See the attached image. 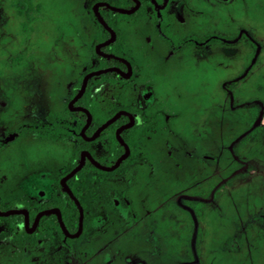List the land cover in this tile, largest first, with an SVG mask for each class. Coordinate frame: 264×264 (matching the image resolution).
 <instances>
[{"label": "flooded vegetation", "instance_id": "1", "mask_svg": "<svg viewBox=\"0 0 264 264\" xmlns=\"http://www.w3.org/2000/svg\"><path fill=\"white\" fill-rule=\"evenodd\" d=\"M109 1L117 2L90 0L87 18L93 25V32L88 64L83 68L72 65L76 68L71 66L68 75L61 73L64 78L60 86L58 80H51L44 92L28 96L39 100L42 115H37L32 105L22 122L8 135L13 138L4 139L1 132L9 124L4 123V113H0V165L7 167L2 176L5 189L0 190L3 198L0 212L24 210L28 217L25 223L23 214L0 216V264H149L152 258L160 260L156 251L160 237L154 230L165 226L171 218H179L185 226L169 227L174 238L181 240L184 246L187 244L185 253L181 252L183 248L177 250L179 260L175 264H202V258L204 264H264V64L258 65L261 72L253 80L256 96L245 102L246 107L231 94L236 78L223 85L227 97L237 103L235 121L239 128L231 141L226 137L222 145L214 146V133L220 130L219 121L223 116L213 115L208 84L214 55L218 56L216 63L220 64L225 58L235 60L238 57L239 62H243L245 57L239 55L242 50L243 53L251 54L250 50H256L262 54L264 0H130L128 7L112 5ZM101 3L131 12H115ZM15 4L17 32H35L34 24L40 19L38 13L46 5L34 0H15ZM95 7L103 20L101 8L124 15L112 20L113 27L104 20L115 34L107 44L104 43L110 39V33L98 22L93 11ZM57 8L61 9L59 22L72 25L76 21L81 29L83 13L70 6L72 18L69 19L68 7L57 4ZM244 18L258 24L252 30L254 40L245 36L241 26ZM4 20L0 7L2 30ZM146 22L157 29L155 34L161 49L151 46L145 50L132 40L131 57L123 56L120 48L125 42V29L134 39L138 37L137 28ZM97 23L108 36L95 42L99 36ZM58 28L55 26L54 30L59 31ZM229 31L235 32L229 36ZM78 33L76 29V36ZM141 38L151 45V39L142 35ZM74 44L71 42L64 49L71 57L78 53ZM225 47L234 49V53L224 54ZM155 55L175 63L173 79L153 64ZM22 58L23 55L9 53L8 65L12 66L13 78L18 83L25 77L34 80L42 61L31 54L32 63L25 66L19 62ZM101 59L109 64L96 68ZM1 66L6 68L4 63ZM26 67H29L28 74L23 73ZM108 68H115L123 75L116 71L92 75L77 97L86 75ZM185 69L204 79L201 103L193 102L195 89L191 87L192 80L186 81L182 75ZM106 88L112 89L108 96L102 94ZM87 89L88 96L85 95ZM16 99L22 97L19 95ZM84 110L90 116L88 124ZM119 112L124 113L90 139L104 122ZM101 118L104 121L94 127ZM43 126H46L44 130ZM117 130L127 153L116 168L98 169L84 157L82 167L65 181L82 210L79 226V210L63 189L61 180L79 164L84 152L104 167L113 166L125 152L117 139ZM104 132L107 135L101 136ZM30 143L37 147L34 151L43 152L45 148L49 151L43 152L48 154L36 160L33 167L27 156L32 148ZM8 148L12 153L9 154ZM12 158L17 160L16 167L9 168ZM87 165L97 171L90 170L84 180L75 179V193L68 181ZM51 166L65 169L56 173V168L48 170ZM27 171L39 182L53 179L50 183L53 190L39 189L36 198L21 191L18 185L27 178ZM246 187L263 199L254 208L256 211L235 222L232 213L228 216L229 202L233 204L232 196L244 192ZM133 188L136 192H132ZM62 191L77 213L72 230L64 223L63 212L57 206H68ZM166 193L171 195L165 198ZM55 209L70 237L61 229L54 212L42 214L36 220L39 213ZM15 215L22 217L21 223L2 220ZM212 215L222 220L220 224L215 223L218 227H214ZM45 217H51L58 228L44 220ZM186 226L190 228L189 236L185 233ZM134 234L142 237L138 245L134 239L130 240ZM122 238L128 248L132 246L130 249L122 251L116 246Z\"/></svg>", "mask_w": 264, "mask_h": 264}, {"label": "rangeland", "instance_id": "2", "mask_svg": "<svg viewBox=\"0 0 264 264\" xmlns=\"http://www.w3.org/2000/svg\"><path fill=\"white\" fill-rule=\"evenodd\" d=\"M34 1H39L42 2L43 4L46 5V8L49 7L50 9L42 8V11L38 13L39 20L34 24L35 32L31 33H18L17 32V22L18 19L15 17L16 15L14 14L15 11V0H0V7L1 10L3 11L5 20H4V27L2 30V27H0V32H3V34L0 35V113H4V123L9 124L8 128L4 129L1 133H4V139L7 138L9 134L12 133L13 129L16 127L17 123L22 122V119L26 116L27 111L29 110V107L33 105L34 107V112L37 115H42L43 112V107L39 103V100H34L33 98H29L28 96H32L36 94L37 96L39 95V92H44V88H48V84L50 83L51 80L53 81H59L57 84H61L62 75L61 73H64L66 75L69 74L68 71H71L72 65H76V67H85L92 55V32H93V25L91 22L88 20L87 15H88V7L90 0H34ZM254 0H251L250 2H253ZM57 4L60 5L61 7H68V11H66L67 16L72 18L70 6L76 7L77 10L80 11V14L83 13V23L81 24V29L79 30V22L74 21L71 24H63L59 22L60 18L59 13L61 12V9L57 8ZM74 13V12H72ZM65 18L62 19V21ZM56 22V23H55ZM241 26L245 30V36L254 40V35L252 33V30L256 27H258V24L256 21L253 22L251 19L244 18L242 20ZM70 25L73 26L70 31ZM59 26V31H55L54 27ZM78 30V34L76 36L75 30ZM138 30V37H134L132 39V35L129 34V31H124V45L120 48V52L122 53L123 56H128L129 58L131 57L129 55L130 53V48L132 46V40H134L135 43H137L142 49H151V46L153 49H161L160 41L156 39V28L153 26L151 22H146V24H143L142 26H139L137 28ZM248 31H251L248 32ZM235 32V31H234ZM234 32L229 31L227 35L231 36V34H234ZM140 33V34H139ZM142 33V34H141ZM44 35H47V37H43ZM141 35L143 37H147L152 40L151 45L148 44L146 41H144V38H141ZM131 39V40H130ZM75 43L73 45V48L78 49V53H74V55L71 57L68 55V53L65 52V47L69 43ZM228 44V43H227ZM226 44V45H227ZM232 45V44H231ZM232 47V46H231ZM41 48H43L41 50ZM61 48H63L61 50ZM235 48V47H234ZM40 49V50H39ZM234 49L232 48H223L224 54L226 53H234ZM250 53H247L245 51L243 53V50L240 52L239 55H242L241 57H245L243 59V62H239V58L237 59H231V58H225L223 62L220 61V64H217L216 62L218 61V56L214 55L212 59V70L210 74V78L208 79V84L209 85V92H210V97L211 101L213 103V115L217 118L218 114L223 116L222 120L219 121V128L218 131L214 133L215 137L214 139L216 140L214 142V146L216 145H222V142H224V139L226 137L229 138L228 142L231 141V138L234 137L233 133L234 131L239 128V126L236 124V113H237V103L235 101H231V98H228L227 95L224 93L223 85L226 84V82L230 79H237L235 80L236 83L233 85V88H231V94L236 96L238 99L243 101L242 107H246L245 102H250L252 101L251 99L255 98V85L256 83L253 81L254 78H256L259 73L261 72V69L258 67L261 66L260 64H264V50L261 53H258V51L255 52L253 50H250ZM9 53H12V55H23L24 58L20 59L19 62L20 64H23L25 66H28L31 61V54H34V57L42 59L41 62H39L40 66L38 67V70L35 75V79L30 81L28 77H25L22 79L21 83L17 82V79L13 78L14 75L11 72L12 71V66L8 65V59H9ZM152 53V51L150 52ZM154 59L153 64L158 65L161 67L162 73H166L167 76H171L173 79V76L176 69L175 63H169L168 61H164L161 59V57L158 56H153ZM3 63L6 65V68H2L1 65ZM254 63V67H252ZM251 66V67H250ZM73 68H76L72 66ZM250 67V68H248ZM68 69V70H65ZM160 69V68H159ZM264 69V68H263ZM26 71L23 72L25 74L29 73V67H26ZM174 71V72H173ZM182 75L186 78V81L192 80L191 81V87H193L192 93L193 97L195 98L193 102L199 101L203 97V93L205 89V82L204 79H200L199 76L196 74V78L194 74L192 75L191 71L184 70L182 71ZM255 77H254V76ZM64 76V75H63ZM20 84V85H19ZM187 84V82H186ZM40 87V88H39ZM112 89L109 90V88H106L104 92L102 93L104 96L110 95ZM113 93H115L113 91ZM116 93L119 94V91L116 89ZM21 96V100H17L16 97ZM201 103V101H199ZM218 106V107H217ZM240 107V106H239ZM241 108V107H240ZM221 110V113H219ZM226 120H227V125H226ZM217 128V127H216ZM228 128V129H227ZM214 129H215V124H214ZM216 130V129H215ZM227 134V136H226ZM11 137L10 139L13 138V135L8 136ZM30 149L31 152L28 153V159L32 163L30 164L32 167L35 166V161L38 160L39 158L45 157L46 154L48 153H43V152H49L48 148L45 150H37L36 146H33ZM9 151L11 150L8 148ZM44 149V148H43ZM218 152L220 151L218 148H214ZM12 153L11 151L9 154ZM8 155V154H7ZM8 158V157H7ZM13 159V158H12ZM12 164H8L9 168H12L14 165V162L17 160H10ZM6 164V163H5ZM25 166L22 164V167ZM30 166V167H31ZM16 167V166H15ZM57 166H51L50 168L48 167V170H53ZM65 168L58 167L56 168V173H60L63 171ZM7 171L6 165H0V190H3V173ZM5 175V174H4ZM36 177L34 174H30V171H27V178L20 183L19 189L21 191L25 192L26 194L30 195L33 194L35 197L36 192L40 189L41 191L47 190L51 191L53 190V187L50 185L52 183L53 179H49L47 182H42V181H36ZM251 186V185H250ZM31 187V188H30ZM255 186H253L254 188ZM255 189V188H254ZM131 191V190H130ZM132 192H136L135 189L133 188ZM0 193V200L3 199L1 197ZM170 194L166 193L165 198H167ZM233 199L230 201L233 203L231 204L229 202V208L227 209L228 211V216L229 214L232 213V219L235 222L242 221L246 217V215L249 213H253L256 211L254 208H256L259 204L261 199H263L262 195L256 193V192H251L248 187H246L245 191H241L238 195L232 196ZM36 198V197H35ZM34 198V199H35ZM107 208V207H106ZM238 210L237 213L239 215H236V211ZM245 215V216H244ZM181 218H184L185 216L182 214L180 215ZM235 216V217H234ZM214 218V227L216 226L215 223L220 224L222 223V220L218 218V216L212 215ZM187 218V216H186ZM179 221V222H178ZM179 218H171L168 222L164 223L165 226L159 227L155 229L154 231L157 233V236L160 237V244H159V259L156 260L152 258L150 259L149 264H175L177 260H179V256L177 255V250L182 249L183 253H185V249L187 247L183 245L181 240L175 239L174 238V233L172 229H169V227H185L182 226L180 223ZM183 221H187V219H184ZM176 223V224H175ZM181 225V226H180ZM187 227V226H186ZM189 227V226H188ZM185 230V233L187 236L190 234V228ZM164 233V237H163ZM113 235H115L113 233ZM112 235V236H113ZM134 239V240H133ZM142 239L140 235H133L131 236L130 240L136 241L137 245ZM118 240V239H117ZM119 242L116 243V246H119L123 249L128 250L132 246L125 245L126 240L122 238L121 240H118ZM127 244H129L127 242ZM181 248H180V245ZM123 247V248H122ZM122 250V251H123ZM146 255V254H143ZM185 256V255H183ZM144 260V258H143ZM202 264L203 258H202Z\"/></svg>", "mask_w": 264, "mask_h": 264}, {"label": "water", "instance_id": "3", "mask_svg": "<svg viewBox=\"0 0 264 264\" xmlns=\"http://www.w3.org/2000/svg\"><path fill=\"white\" fill-rule=\"evenodd\" d=\"M136 1V0H135ZM101 5H104L105 7H107L108 9H110V10H112V11H115V12H119V13H124V14H126V13H130L131 11H129V10H124V9H121V8H116V7H113V6H110L109 4H107V3H101ZM93 11H94V14H95V16H96V18H97V20H98V22L110 33V39L108 40V41H106L104 44H107L108 42H110V41H112L113 39H114V37H115V34H114V32L107 26V24L104 22V20L101 18V16L99 15V13H98V11H97V8L95 7L94 9H93ZM111 57H113V56H111ZM107 71H116V72H118V73H120L121 75H123L122 74V72H120L119 70H117V69H115V68H108V69H103V70H99V71H96V72H93V73H90V74H88V75H86L85 77H84V79H83V81H82V84H81V88H80V90H79V92H78V94H77V97H79L81 94H82V92L84 91V88H85V85H86V80L90 77V76H92V75H98V74H101V73H105V72H107ZM76 97V98H77ZM86 113H87V117H88V120H87V124H88V122H89V120H90V116H89V113L86 111V110H84ZM122 113H124V112H119V113H117L115 116H113L111 119H109V120H107L106 122H104L97 130H96V132L94 133V135L90 138V139H92V138H94L96 135H98V133L101 131V130H103L108 124H110L119 114H122ZM87 124H86V126H87ZM126 126H124V127H122V128H125ZM121 128V129H122ZM120 130V129H119ZM119 130H117V139H118V141L124 146V149H125V152H124V154L123 155H121L117 160H116V162L113 164V166H111V167H104V166H102V165H100L99 163H97L96 161H94L92 158H91V156L87 153V152H84L83 154H82V156H81V159H80V162H79V164L75 167V168H73L67 175H65V177H63V179L61 180V185H62V187H63V189L67 192V194L69 195V197L74 201V203L76 204V206H77V208H78V210H79V226H80V224H81V220H82V210H81V207H80V205H79V203H78V201L76 200V198L72 195V193H71V191L69 190V188L67 187V185L65 184V181H66V179H68L69 177H71L76 171H78L81 167H82V165H83V163H84V157H87L88 159H89V161L96 167V168H98V169H101V170H104V171H110V170H113L114 168H116L118 165H119V163H120V161L122 160V159H124L125 158V156H126V153H127V147H126V145L123 143V141L121 140V138L119 137V135H118V132H119ZM52 212H54L56 215H57V218H58V221H59V224H60V226H61V229L63 230V232L65 233V235H67V236H69L70 237V235L66 232V230H65V228H64V226H63V223H62V221H61V219H60V214H59V212H58V210H50V211H44V212H41V213H39L38 215H37V217H36V220L38 219V217L40 216V215H42V214H47V213H52ZM10 214H23L24 215V219H25V223H27V221H28V217H27V212L26 211H24V210H10V211H7V212H0V216H7V215H10ZM80 228L81 227H79V230H80Z\"/></svg>", "mask_w": 264, "mask_h": 264}, {"label": "trees", "instance_id": "4", "mask_svg": "<svg viewBox=\"0 0 264 264\" xmlns=\"http://www.w3.org/2000/svg\"><path fill=\"white\" fill-rule=\"evenodd\" d=\"M117 2H114V1H109L110 4L112 5H116V6H120V7H128L131 2L130 0H116ZM100 14L102 15V17L104 18V20L110 25L112 26V20H114L115 18H119V17H123L124 15H121V14H118V13H114L108 9H105V8H101L100 10ZM93 17V15H92ZM94 18V17H93ZM98 25V28H99V36L98 38L95 40V42H98V41H102L103 39H105L107 36H108V33L103 30V28L97 23ZM113 27V26H112ZM109 64V61L107 60H104V59H101L99 62H98V65L96 66L97 67H103L105 65H108ZM107 76H109L110 74H106ZM86 96L89 95V89L86 90ZM104 121L103 118L99 119L94 127H96L97 125H99L100 123H102ZM46 126H43L42 129L44 130ZM93 127V128H94ZM103 135H107V133H102L101 136ZM120 151L116 152L115 155H118ZM90 170H94V171H97L96 169H94L91 165H87L85 166L81 171H79L76 175H74L69 181H68V185L69 187L76 193V189H75V179L79 178L81 180H84L85 179V175L90 171ZM59 187V186H58ZM60 188V187H59ZM62 196L63 198H66L67 201H68V206L67 205H64V206H61V205H57L61 211L63 212V221L64 223L66 224L67 227H69V229L72 230V227H74V225L76 224V217H77V213H76V210L74 208V206L72 205L71 201L67 198L66 194L62 191ZM21 202V205H23V207L25 208H28V206L23 202V201H20ZM51 219V221H50ZM2 220L10 223V224H19L22 222V217L19 216V215H15V216H11V217H8V218H2ZM44 220H47L48 223L52 224L54 227H57V225L55 224L54 221H52V218L51 217H45ZM58 228V227H57Z\"/></svg>", "mask_w": 264, "mask_h": 264}]
</instances>
